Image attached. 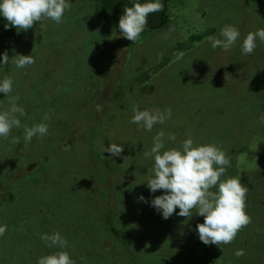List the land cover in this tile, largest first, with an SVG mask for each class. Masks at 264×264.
I'll list each match as a JSON object with an SVG mask.
<instances>
[{
  "label": "rangeland",
  "instance_id": "1",
  "mask_svg": "<svg viewBox=\"0 0 264 264\" xmlns=\"http://www.w3.org/2000/svg\"><path fill=\"white\" fill-rule=\"evenodd\" d=\"M166 4L167 24L145 29L139 41L121 50L116 47V38L122 37L118 24L111 21L132 0H71L62 23L42 18L34 31L12 32L2 40L0 54L8 55V63L0 64V79L14 81L8 97L18 96L26 115L20 128L0 138V226L9 228L0 238V264H37L49 249L41 235L55 232L67 239L71 255L76 245L81 249V264H264V42L258 41L250 55L241 52L244 37L264 28V0ZM226 24L239 29L240 39L227 52L213 49L207 37L221 38ZM32 53L34 64L20 69L12 63L15 55ZM0 106L10 107L3 93ZM143 107L170 108L172 117L146 131L130 122L133 109ZM39 123L48 124V134L25 142L24 126ZM162 129L165 149L189 137L196 144L220 146L231 161L221 179L238 177L237 167L245 168L239 177L248 189L246 212L252 222L230 244L194 250L193 236L186 241L187 228L160 220L150 204L142 206L146 215L141 209L134 212L137 204L132 215H125L124 226L121 200L138 186L144 189L153 175L152 158L144 153ZM168 134L176 140L167 139ZM111 143H123L132 156L104 153ZM140 162L148 165L139 169ZM112 169L118 173L115 194L104 180ZM128 169L135 179L126 191L121 187ZM89 177L111 194L76 191ZM161 194L158 190L152 199ZM107 217L129 239L125 247L134 248L135 257L114 243L118 235L109 237L102 225ZM140 219L149 220L146 228L131 233ZM203 221L193 212L184 223L196 229ZM172 230L179 236L166 238ZM237 250L244 254L235 255Z\"/></svg>",
  "mask_w": 264,
  "mask_h": 264
},
{
  "label": "clouds",
  "instance_id": "2",
  "mask_svg": "<svg viewBox=\"0 0 264 264\" xmlns=\"http://www.w3.org/2000/svg\"><path fill=\"white\" fill-rule=\"evenodd\" d=\"M71 0H0V17L8 22L5 29L11 27L28 30L42 18H48L57 24L63 22L66 11L71 8ZM163 10V0H132L131 7H125L119 19L120 35L136 43L148 25V17L152 13ZM220 37H207L213 49L219 47L229 51L240 39L241 33L235 25L226 24L221 28ZM259 42H264V28L249 32L241 44V52L245 55L254 53ZM2 55V63H8V55ZM12 63L17 68L24 69L35 63L33 53L30 55L17 54ZM14 81L10 77L0 79V93L6 95L10 107L0 110V138H7L13 128H20L21 117L26 115L25 109L18 103L19 97H8L13 90ZM131 123L151 131L156 124H164L171 119L172 110L166 109H133ZM47 119V117H46ZM264 120V117H261ZM49 126L46 123L24 126V140L31 142L33 137H44L48 134ZM165 131L162 129L153 138V146L145 152L146 158H153V175L147 181L151 194L163 190V194L154 196L149 202L143 195L138 201L149 203L162 218L167 220L174 213L181 217L191 218L193 212L204 217L203 223L196 225V232L205 245L230 244L241 228L251 222L246 212V184L241 182L239 175L245 168L237 167L238 177L221 179L231 166L230 158L223 149L214 144H196L189 137L183 140L179 147L165 149ZM167 139L176 140L175 134H168ZM17 142V141H13ZM124 151L123 144L111 143L104 149L113 157H120ZM103 153V154H104ZM239 162V161H236ZM215 189V190H213ZM179 208V212L176 209ZM8 226H0V238L8 233ZM42 234V233H41ZM50 251L53 247L61 249L48 255L41 256L37 264H75L71 254L66 249L68 241L60 232L51 235H41ZM54 248V249H55ZM243 250H237L235 255H243Z\"/></svg>",
  "mask_w": 264,
  "mask_h": 264
},
{
  "label": "trees",
  "instance_id": "3",
  "mask_svg": "<svg viewBox=\"0 0 264 264\" xmlns=\"http://www.w3.org/2000/svg\"><path fill=\"white\" fill-rule=\"evenodd\" d=\"M140 2H143V0H140ZM167 12H168V8H167V4H166V0H163V10L162 11H160V12H157V13H152V14H150L149 15V17H148V25H147V27H146V29L147 30H149L151 27H153V28H161L163 25H165V24H167V22H168V15H167ZM107 12L106 11H103V14H106ZM101 15V12L99 11L98 12V16H100ZM123 15V13L122 14H120V15H114L113 17H112V21H111V23H117V24H119V19H120V17ZM155 16H157V17H155ZM8 22L6 21V19L5 18H3V17H0V45H1V43H2V40L4 39V38H6L7 36H9V34L10 33H12V32H17V29L15 28V27H11V28H9L8 30H6L5 29V24H7ZM39 25V22H37V23H35L34 25H33V27L32 28H30V29H28V30H21L20 31V33H22V32H24L23 34H25V33H27L28 31H30V30H33V28H35L36 26L35 25ZM116 27L119 29V27L116 25ZM34 31V30H33ZM117 31H119V30H117ZM22 34V35H23ZM22 35H20V36H22ZM109 36L111 37V35L109 34ZM142 37V34H141V36L139 37V40H140V38ZM8 39V38H7ZM138 40V41H139ZM116 42H118L117 44V46L116 47H118L119 46V50H121V49H123V47H125V46H127L128 44H129V40L128 39H126V38H123V37H121V38H116ZM125 43H126V45H125ZM4 108H6V107H2L1 108V106H0V110H5ZM144 109H150V108H140V110H144ZM133 116V115H132ZM131 119H132V117H131ZM120 144H123V143H120ZM123 147H124V151H123V153H126L127 155H130V156H132V154L130 153V151H131V148H129V147H127V146H124L123 145ZM150 151V150H149ZM121 157V156H120ZM120 157H116V158H120ZM153 164H154V160H153V158H152V167H151V172H152V168H153ZM148 165V164H147ZM146 164H144V163H142V162H140V167H139V169L142 167V166H147ZM133 172H134V170H132V169H128V170H126V171H124V182H123V184H122V189L123 190H126V191H128L127 189H129V188H131V187H133V185H132V182H133V180L135 179L134 177H135V175L133 174ZM128 175H129V177L130 178H133V179H131V180H129L128 179ZM95 177H89V178H85L81 183L83 184H79L77 187H76V191H78L77 189H79V188H81L82 189V191H80L82 194L84 193V192H91V191H94V190H99V189H101V190H103V191H105L108 195L109 194H115V193H117V191H118V186L115 184V182H117L118 181V173H117V171L116 170H113L112 169V171H111V173L110 174H108L107 176H106V178L104 179V180H108L109 182V185H110V192L108 191V190H106V189H103V188H101L97 183H95ZM9 186H8V188H7V190H9ZM140 195H143L145 198H147L148 200H149V202L151 201V199H152V194L150 193V190H149V188H148V186L147 185H144V189H143V186H138L137 188H136V191H135V193L133 194V195H131V193H128L125 197H123L122 198V200H121V202H122V210H123V219L125 220V215H128V216H130V215H132V213H133V210L135 209V207L137 206V204L139 205L138 207V209H135L134 210V212H136L137 210H139V209H141V212L144 214V215H146L148 212H146V211H144L143 210V208L144 207H142L144 204H149V203H144V202H140V201H138V197L140 196ZM91 196H94V197H96V195L95 194H89V197L92 199V200H94L95 198H93V197H91ZM15 196H14V194H12V198H14ZM108 205H109V207H111V208H113L114 206H113V203H111V201H110V199H108ZM176 211L177 212H179V208H177L176 209ZM156 214H157V216H159L160 217V220H162V221H165V223H169L168 225H172L173 227H180V228H183V227H186L187 229H186V231H188L189 232V236H187V240L186 241H189V238L191 239V237L193 236V239H192V241H190L191 242V244L193 245L194 244V250L196 249V247L197 246H200L202 249H206V247L207 246H209V245H205L204 243H202L201 241H200V239H199V237H198V234H197V232H196V230H195V228L194 227H192L191 225H189V224H185L184 222H190V219L189 218H187V217H181V216H178V215H176L175 213L169 218V219H167V220H165V219H163L162 218V216H161V214L160 213H158L157 211H156ZM248 214V213H247ZM250 217H251V222H252V216L250 215V214H248ZM134 216L135 217H137L136 216V214L134 213ZM109 217V216H108ZM108 217L106 218V219H103V222H102V225H103V227H104V229L105 230H107L108 231V233H109V237L110 238H112L113 236H116V235H118L119 236V238L117 239V240H115V242L114 243H118L121 247H124L127 251H128V255L130 256V258H133V256L135 257V255H134V251L135 250H129V249H127L125 246L127 245V244H129L130 243V241H129V239L127 238V237H124V236H122V235H120V228H119V225L117 224V226L114 224V222L112 221V219H111V217H110V219H108ZM113 218H114V220H116V218H115V216H113ZM138 218V217H137ZM108 219V220H107ZM142 219H144V218H142ZM142 219H140L141 221H142ZM159 220V222H161ZM140 221V222H141ZM148 222H149V220L147 219H145V221L143 222H141L140 223V227L139 228H135V227H133V229H132V231L133 232H131V233H136V232H141V231H143V229L144 228H146V226H147V224H148ZM176 222V223H175ZM251 222L247 225V226H244L243 228H241V230L242 231H244L245 229H247L250 225H251ZM174 223V224H173ZM124 226L125 227H128V225L126 224V220L124 221ZM162 226H164V227H166V225L165 224H162ZM178 227V228H179ZM128 233H129V231H128ZM130 233V234H131ZM43 234H49V235H51L52 233H43ZM165 236H166V238H168L167 236H171V238L172 239H176L178 236H179V233L178 232H176L175 230H172V232L171 233H166L165 234ZM176 238H175V237ZM138 237V236H137ZM91 238V237H90ZM169 239V238H168ZM110 241V240H109ZM110 243H112L111 241H110ZM185 245H186V243H185ZM128 246V245H127ZM138 246V248H141L139 245H137ZM53 250H51V251H49V253L48 254H50V253H52V252H55V251H59V250H61V249H58V248H52ZM142 249V248H141ZM63 250H65V251H68L69 252V249H68V246H67V248L66 249H63ZM143 250V249H142ZM75 255H71V257H72V259L74 260V262H75V264H81L82 262H83V253H82V251H81V249L76 245V249H75ZM147 255H148V253H149V251L148 250H143ZM144 252H141V253H144ZM70 253V252H69ZM188 253H191V252H188ZM48 254H42V256H44V255H48ZM71 254V253H70ZM200 254H202V252L200 253ZM186 257V256H185Z\"/></svg>",
  "mask_w": 264,
  "mask_h": 264
}]
</instances>
